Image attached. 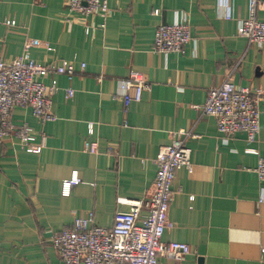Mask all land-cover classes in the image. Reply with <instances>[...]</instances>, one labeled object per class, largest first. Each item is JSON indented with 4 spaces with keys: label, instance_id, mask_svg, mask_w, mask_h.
<instances>
[{
    "label": "crops",
    "instance_id": "0c3cea01",
    "mask_svg": "<svg viewBox=\"0 0 264 264\" xmlns=\"http://www.w3.org/2000/svg\"><path fill=\"white\" fill-rule=\"evenodd\" d=\"M217 2L109 0L101 27L100 15L69 12L64 0H0V21L15 20L6 27L0 22V58L13 59L33 38L35 61L72 59L75 70L70 80L53 74V119L42 121L29 107L11 108L10 120L27 123L31 141L43 145L34 152L16 136L0 141V264H65L51 243L53 233L88 210L96 225L111 227L115 211L127 208L118 196L148 197L154 157L175 134L192 152L190 166L177 169L172 180L173 225L162 240L184 241L189 252L180 259L158 255L157 264H264V183L253 170L264 157V43L249 44L236 33L248 0H228L230 18ZM261 2L258 19H264ZM180 11L187 13L191 39L184 52L164 55L152 47L154 29ZM129 70L141 72L150 89L125 111L116 84ZM227 77L261 94L252 141L242 130L219 132L215 118L195 106ZM67 86L74 91L68 98ZM87 140L96 142L95 152L85 149ZM74 169L82 181L63 195L61 182Z\"/></svg>",
    "mask_w": 264,
    "mask_h": 264
},
{
    "label": "built area",
    "instance_id": "2783aa9c",
    "mask_svg": "<svg viewBox=\"0 0 264 264\" xmlns=\"http://www.w3.org/2000/svg\"><path fill=\"white\" fill-rule=\"evenodd\" d=\"M64 1L69 12L100 15L103 18L99 24L101 27L110 12L109 0ZM227 1L218 0L217 7L218 10L223 7V17L230 18ZM261 5V0H248L246 15L237 19L236 33L244 36L249 44L264 43V19L256 17ZM153 13H159V8H154ZM0 22L5 27L15 24V20L10 18ZM190 39L187 13L180 11L172 22L156 25L152 47L164 55L170 51L184 52ZM36 42L37 39L27 38L19 55L10 60L0 58V141L16 136L25 150L39 152L43 140L33 143L30 126L25 122L14 124L10 120L11 108L29 107L40 120L53 119L51 99L58 88L53 74H65L70 80L75 70L72 59H61L58 64L35 61L30 57L29 47ZM83 68L84 62H81L80 69ZM47 75L50 78L45 82ZM149 89L150 81L139 71L129 70L126 76L117 79L116 93L125 111L130 102L139 101L142 92ZM73 92V88L67 86L65 97H71ZM260 98L259 92L238 85L227 77L219 85L209 87L204 102L195 106L202 114L215 118L219 132L231 135L242 130L252 141L259 127ZM88 132H93L92 122L88 123ZM84 147L89 152L97 150L93 140L85 141ZM246 151L257 153L254 148H247ZM191 152L185 138L173 135L168 143L159 147L154 157L156 173L148 197L132 199L118 196L117 203L125 204L127 208L115 211L111 227L96 225L92 210L84 214L75 213L69 226L62 227L51 236L58 256L65 264H157L158 255L182 258L189 252L188 244L179 240L163 241L162 235L173 225L168 215L173 197L172 180L177 169L190 166ZM253 170L258 180L264 183V157L258 156ZM81 181L77 171L72 170L70 176L61 182V194L67 195L71 186ZM260 190L263 199L264 186ZM141 209L145 212L140 216Z\"/></svg>",
    "mask_w": 264,
    "mask_h": 264
}]
</instances>
